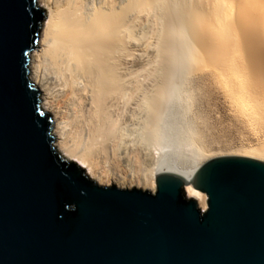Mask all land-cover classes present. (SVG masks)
Wrapping results in <instances>:
<instances>
[{"label":"bare ground","instance_id":"1","mask_svg":"<svg viewBox=\"0 0 264 264\" xmlns=\"http://www.w3.org/2000/svg\"><path fill=\"white\" fill-rule=\"evenodd\" d=\"M39 1L49 17L32 78L57 150L99 184L154 191L160 172L193 178L214 156L187 114L213 87L264 132V0ZM233 154L264 160V145ZM186 188L206 210L208 196Z\"/></svg>","mask_w":264,"mask_h":264},{"label":"water","instance_id":"2","mask_svg":"<svg viewBox=\"0 0 264 264\" xmlns=\"http://www.w3.org/2000/svg\"><path fill=\"white\" fill-rule=\"evenodd\" d=\"M48 17L39 0H0V264H264L263 161L163 171L151 192L101 185L57 150L30 70Z\"/></svg>","mask_w":264,"mask_h":264},{"label":"rangeland","instance_id":"3","mask_svg":"<svg viewBox=\"0 0 264 264\" xmlns=\"http://www.w3.org/2000/svg\"><path fill=\"white\" fill-rule=\"evenodd\" d=\"M37 48H38V45H37L36 49ZM201 75H202V77H201ZM199 77H200V79H198ZM204 77H205V80L203 79ZM197 81H199V82H197ZM200 82H201V85H200ZM195 83H196V85H199L200 87H202L201 89H203V87H204V90L211 88L210 85L206 82V75L205 74L197 75ZM205 83L208 85H206ZM210 90H212V100H214V101L212 102V100H208V99H202V101H201V99H199L200 102L197 101V103H196L197 105L199 103V106L197 107L199 109H197V110L193 109V112H190L187 114V116H189V117H187V119H189V120H195L196 119L195 120L196 125L200 128V129L198 127L196 128L199 131V132L197 131V133L201 134V136H200V138L202 139L201 141L206 146L209 153L214 156L210 160L215 159V158H219V157L238 156V155H234L233 152L235 153L236 151H239L240 149L244 150L245 148L258 147V146H260V144L264 145V134H263L264 132L261 131L260 129L256 130L252 127L250 128V126H248L246 123H244L242 120H240L236 115H234V113L232 111H230L229 106L222 99L221 92L218 91L219 89L217 90L215 87H213ZM215 98H217V99H215ZM197 105H195L193 107L196 109ZM206 108H208V109H206ZM201 114H202V116H201ZM195 117H197V118H195ZM183 120L184 119H182L181 121H183ZM207 126H208V128H206ZM186 149H189V148H186ZM190 150H192V149H189V151L187 150L184 153L186 155L190 156L191 155ZM171 152H174V151H171ZM171 152H169L167 154V156H169L168 157L169 160L171 159L170 157H172V159H173L174 154H176V152L175 153H171ZM178 153H179L178 154L179 157H180V155L183 156V153L181 154L180 151ZM241 157H243V156H241ZM176 158H178V156ZM176 158H174V159H176ZM180 158H182V157H180ZM210 160H208V161H210ZM257 160H260V159H257ZM260 161L264 162V160H260ZM101 185H104V186L116 185L119 188L124 187L123 189L139 188L135 184H133V185H135V186H133L131 182H126L123 184L113 183L110 185H107V184H101ZM139 189H142V188H139ZM148 191L156 192L157 188L154 191L150 190V189ZM186 196L188 198H190L188 193H187V188H186Z\"/></svg>","mask_w":264,"mask_h":264}]
</instances>
